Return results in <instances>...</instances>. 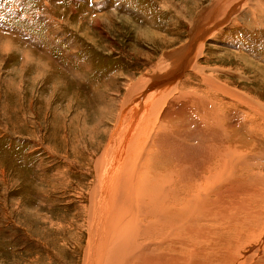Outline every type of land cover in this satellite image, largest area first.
<instances>
[{"label":"rangeland","instance_id":"1","mask_svg":"<svg viewBox=\"0 0 264 264\" xmlns=\"http://www.w3.org/2000/svg\"><path fill=\"white\" fill-rule=\"evenodd\" d=\"M211 1L0 0V264L82 263L86 234L82 229L84 212L79 207L88 205L89 188L94 192L96 184L94 175L80 166L86 161L85 152L99 157L100 142L107 138L101 140L105 127L110 133L113 114L119 112L122 102H129L127 97L133 91L137 93L143 77L149 76L152 84L162 82L161 75L178 66L180 62L174 67L168 59L170 67H159L169 53L183 51L179 55L186 60L193 42L190 30L194 27V32L198 15L206 12ZM253 5L252 0H231L229 6L237 9L225 22L221 21L225 14H221L214 27L213 22L204 23L207 34L195 37L197 45H192L190 56L195 57L202 46L201 64L236 65L244 72L247 68L237 64L233 56L242 54L248 65L264 68V11L262 6ZM234 19L246 27L234 26ZM215 25L224 30L213 38L218 28ZM25 55L35 62L41 57L47 63L40 72L38 68L26 70ZM69 67H79L77 75L84 76L75 77ZM183 72L180 81L176 76L178 83L190 71ZM223 75L220 73L221 78ZM260 77L263 83L264 76ZM231 78L239 80L237 75ZM135 104L125 106L127 116ZM63 108H68L67 112ZM58 121L66 126L59 127ZM118 136L116 131L114 138ZM74 158L75 168H68L66 161Z\"/></svg>","mask_w":264,"mask_h":264},{"label":"bare ground","instance_id":"2","mask_svg":"<svg viewBox=\"0 0 264 264\" xmlns=\"http://www.w3.org/2000/svg\"><path fill=\"white\" fill-rule=\"evenodd\" d=\"M252 1L253 7L262 6L264 11V0ZM230 3L212 0L206 12H200L190 39L193 42L185 53L191 52L199 36L207 34L204 23L213 22L214 27L221 14H225L221 20L225 22L237 9ZM239 22L232 21L234 26L246 27ZM217 26L213 38L223 33L224 28ZM201 47L195 57L188 58L185 70L190 72L180 83L181 77L153 87L149 76L143 77L139 93L133 91L128 103L121 100L122 107L109 124L111 132L105 127L101 140L107 138L100 142L99 157L85 152L86 161L80 166L94 175L96 184L94 192L89 188L88 205H77L85 218L84 223L80 221L86 234L81 264H264V81L260 77L264 68L248 65L242 54L233 56L237 64L247 68L244 72L236 65L201 64ZM181 53H169L159 67H170L169 60L175 67L183 60ZM32 58L26 56V70L38 68L40 72L47 61ZM77 68L68 70L75 77L84 76L77 75ZM182 68L183 64L173 74ZM236 75L245 80L231 78ZM167 77L170 75L164 80ZM130 103L136 104L127 116L125 106ZM111 110L107 108L110 114ZM58 122L59 127L66 126ZM116 131L120 136L115 139ZM87 150L91 151L90 147ZM66 162L68 168L77 163L75 158Z\"/></svg>","mask_w":264,"mask_h":264},{"label":"water","instance_id":"3","mask_svg":"<svg viewBox=\"0 0 264 264\" xmlns=\"http://www.w3.org/2000/svg\"><path fill=\"white\" fill-rule=\"evenodd\" d=\"M193 28H194V27H193ZM193 28L190 30V33H189L190 39H193V36H194V35L192 34ZM189 57H190V53H188L186 60H187ZM186 60L184 59V60H182L181 63H179L180 65L183 64V68H182L180 74H179V75H176L177 77H179V76L183 73V71L185 70V66H186V64H188V63L186 62ZM179 64H178V66H177L174 70H172V71H170L169 73L166 74L167 76H168V75H171L169 79H168V77H167V79L164 80V78H165V76H166V75H165V76H163V77H162L161 79H159V80L164 81V82H168V81H170V80H173V79L177 78L176 76L173 75V73H175L174 71L180 66ZM162 83H163V82H162ZM158 84H161V82H154L152 85H153V86H156V85H158Z\"/></svg>","mask_w":264,"mask_h":264}]
</instances>
